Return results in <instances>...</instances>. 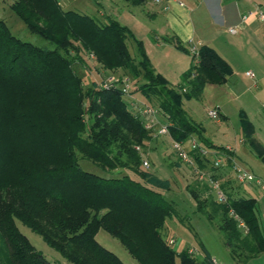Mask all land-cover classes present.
Here are the masks:
<instances>
[{"label":"trees","instance_id":"trees-1","mask_svg":"<svg viewBox=\"0 0 264 264\" xmlns=\"http://www.w3.org/2000/svg\"><path fill=\"white\" fill-rule=\"evenodd\" d=\"M125 1L137 5L145 0ZM9 7L28 32L51 47L22 41L0 18V264H52L15 220L71 264H124L96 240L99 229L116 238L138 264H175V257L179 264H197L192 252H175L170 238L161 234L165 219L175 214L164 197L167 180L141 168L149 145L161 135L143 126L119 86L84 85L72 65H86L89 55L105 70H122L140 80L130 92L138 93L140 102L156 111L158 123L167 125L170 152L177 160L174 171L178 162L195 171L208 166L207 179L196 178L186 190L196 211L208 220L220 218L217 225L236 263L263 251L254 198L234 196L227 191L228 180L220 184L225 202L202 196V188H211L207 181L218 177L207 171L220 169L211 165V152L226 155L225 167L234 152L207 142L201 126L182 108V100L199 99L206 84L226 82L233 72L226 60L212 47L198 45L196 62L170 85L152 69L141 41L111 15L100 20L63 9L59 0H13ZM127 38L134 43L133 55ZM165 39L189 52L177 38ZM240 121L243 137L264 162V147L252 137L254 127L243 111ZM193 135L207 154L191 151L190 164L180 159L172 142ZM78 159L117 175L83 170ZM200 247L199 264H217Z\"/></svg>","mask_w":264,"mask_h":264},{"label":"rangeland","instance_id":"rangeland-1","mask_svg":"<svg viewBox=\"0 0 264 264\" xmlns=\"http://www.w3.org/2000/svg\"><path fill=\"white\" fill-rule=\"evenodd\" d=\"M12 1L0 0V18L5 22L10 32L22 41L39 47H51L41 37L27 31L23 23L11 11L9 5ZM61 7L97 17L100 20H104V17L99 16L100 12L104 13V16L115 15L122 9L135 8V6L125 0H61ZM136 15L138 18H142L148 27L151 26L152 28L155 26V22L145 21L146 18L142 15ZM126 46L133 55L135 51L134 43L131 40H126ZM233 57L231 59L232 64L234 63L232 65L233 73L225 84H206L199 99L182 100L184 109L191 113L192 119L201 128L205 129L208 141L224 147L229 144L232 146L239 145L238 141L243 137L240 121L241 111L245 115L247 111L255 124L260 127V124H262L264 129V62L250 56L245 51L234 54ZM86 61V65L77 63L72 65L73 71L82 78L84 85H88L92 81L101 83L104 78L109 76L115 77L119 81L125 78V83L129 86V97H133L138 101L143 100L138 93L130 92L132 88L139 84L140 80L132 78L122 70L112 72L103 69L99 63L93 61L91 55ZM247 69L254 73L255 79L245 75ZM152 100L154 101V98ZM218 107L221 109L219 114L222 113L218 119H212L207 116L206 111L208 109L216 108L219 110ZM158 120H160L159 117ZM190 138L193 137L191 136L186 140ZM170 144L171 140L168 136L156 137L154 142L149 145L150 149L154 151H148L145 155L147 166L141 167L147 169L158 178L166 179L169 184V190L164 194V197L171 201L175 214L171 218L165 219L161 230L162 236L173 240L171 246L175 252L190 249L197 264L202 258L201 245L210 253L212 258H215L217 264H237L225 245L224 235L217 225L220 224V218L208 220L204 213L196 211L194 202L186 190V185L194 183L196 181L195 177L198 178L197 172L191 168H181L182 165L179 164L181 162H178L177 165L180 167L176 171L171 168L175 163L174 161L177 160L173 159V154L170 152ZM241 148H243L242 144H240ZM78 163L81 169L86 171L100 175H117L115 171L106 172L99 169L86 159H78ZM199 169L201 170H199V173H205L204 169L205 171L207 170L206 168ZM201 179L206 180L207 176H203ZM232 182L235 184L234 182L236 181L232 180ZM201 194L202 196L211 194L214 198L216 196L215 191L210 187L207 189L202 188ZM15 224L32 246L49 262L52 264H71L57 251L47 246L38 234L17 220H15ZM96 234V240L103 247L117 255L124 264H138L116 238L101 229ZM174 262L179 264L177 257H175Z\"/></svg>","mask_w":264,"mask_h":264},{"label":"crops","instance_id":"crops-1","mask_svg":"<svg viewBox=\"0 0 264 264\" xmlns=\"http://www.w3.org/2000/svg\"><path fill=\"white\" fill-rule=\"evenodd\" d=\"M59 2L61 4V0ZM132 6L135 8L122 9L111 16L129 29L135 39L141 41L152 69L170 85H176L182 72L193 62L189 52L177 49L172 42L165 39L171 36L177 38L180 45L187 50L191 45L197 47L205 44L212 47L231 68L234 64L231 61L234 58L233 55L243 51L264 62V20L258 17L259 11L264 14V0H145L141 4ZM136 14L146 18L145 21L155 22V26L148 27ZM99 16L103 17L104 13L100 12ZM243 16L246 17L242 19ZM229 28H235V31L230 32ZM127 40L131 39L127 38ZM247 71L250 69L245 72ZM255 78L256 76L251 79ZM182 108L184 109L183 102ZM218 108V112H221L220 107ZM185 112L192 119L191 113L186 110ZM246 116L254 127L252 137L264 147L263 125L260 124L261 127L256 125L247 111ZM156 120L158 122V117ZM202 135L207 142H210L204 128H202ZM192 137L195 138L194 135ZM238 143L239 145L236 146L229 144L225 147L232 149L230 151L234 152V155L231 156L246 171L264 182L263 160L250 146L247 147L249 144L244 137H241ZM240 144L243 146L241 149ZM218 155L220 154L213 153L210 158L213 160ZM207 167L205 166L206 169ZM211 174L219 177L216 180L219 184L228 180L227 191H231L234 196L255 199L260 229L264 237V189L254 182L246 184L234 182L233 184L232 180H236L230 167L223 166L218 170L214 169L212 173L208 171L206 173L208 176ZM207 183L210 182L207 181ZM213 260L215 261V258ZM244 264H264V249Z\"/></svg>","mask_w":264,"mask_h":264},{"label":"built area","instance_id":"built-area-1","mask_svg":"<svg viewBox=\"0 0 264 264\" xmlns=\"http://www.w3.org/2000/svg\"><path fill=\"white\" fill-rule=\"evenodd\" d=\"M157 1V0H154ZM246 16H243L242 19H244ZM258 17L260 20H264V14L259 11L258 12ZM230 32H234L235 28H229ZM189 53L193 59V62H196V56H197V50L196 47L191 45L189 47ZM245 75L250 77V78H254V73L252 71H247L245 72ZM122 80V79H121ZM126 79L123 78L122 81H119L117 78L115 79V77L109 76L106 77L102 80V82L100 83V87L101 88H108V87H114V86H119L121 88V91L123 93L124 96L128 97V106L135 110L136 112L139 113L140 116H142L143 118V126L145 128H155L156 134H159L161 136H167V125L166 124H159L156 120V111L149 107L146 104L141 103L138 100H135L131 97H129V86L127 83H125ZM263 110H264V105H263ZM206 114L208 117L212 118V119H218L219 117V113L218 110L215 109H208L206 111ZM172 148L176 151L177 155L180 157L181 160L192 164V161L190 160V152L193 150H196V152L199 155H206L207 154V150L205 148H203L202 146L199 145V143L197 142L196 138H190L189 140H185L184 142H177L174 141L172 142ZM228 150H232L231 148L227 147ZM208 153H210V151H208ZM211 153H215V151H212ZM226 155L225 154H221L216 156V158H214L212 160V166L215 168H221L224 163L226 162ZM228 159L230 160V164L229 167L231 169V171L233 172V176L236 180V182L240 183V184H246V183H250V182H254L256 184H258L261 188L264 189V182L256 177L254 174H252L251 172L246 171L238 162L237 160L233 157V156H229ZM142 165L143 166H147V163L145 161V159H143L142 161ZM195 168V165H193ZM196 172L198 174V177L201 178L203 177V173H199V171L196 169ZM210 185H211V189H213L215 191V198L217 201L219 202H225L226 201V195L223 192V190L220 187V184L215 180H210ZM241 225H243L241 223ZM173 240L172 239H168V243L172 244ZM188 252H192L190 249L188 250Z\"/></svg>","mask_w":264,"mask_h":264}]
</instances>
